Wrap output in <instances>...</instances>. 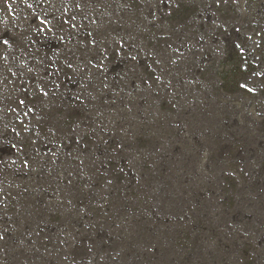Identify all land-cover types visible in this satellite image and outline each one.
<instances>
[{"label":"rangeland","instance_id":"1","mask_svg":"<svg viewBox=\"0 0 264 264\" xmlns=\"http://www.w3.org/2000/svg\"><path fill=\"white\" fill-rule=\"evenodd\" d=\"M0 264H264V0H0Z\"/></svg>","mask_w":264,"mask_h":264},{"label":"bare ground","instance_id":"2","mask_svg":"<svg viewBox=\"0 0 264 264\" xmlns=\"http://www.w3.org/2000/svg\"><path fill=\"white\" fill-rule=\"evenodd\" d=\"M233 56L230 57V60H232ZM229 59V58H228ZM229 62V61H228Z\"/></svg>","mask_w":264,"mask_h":264}]
</instances>
